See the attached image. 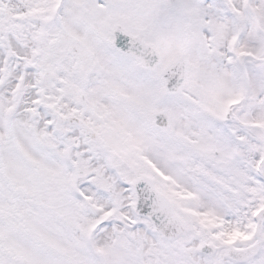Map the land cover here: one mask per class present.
I'll return each mask as SVG.
<instances>
[{
  "label": "snow or ice",
  "instance_id": "6c2138e0",
  "mask_svg": "<svg viewBox=\"0 0 264 264\" xmlns=\"http://www.w3.org/2000/svg\"><path fill=\"white\" fill-rule=\"evenodd\" d=\"M0 264H264V0H0Z\"/></svg>",
  "mask_w": 264,
  "mask_h": 264
}]
</instances>
